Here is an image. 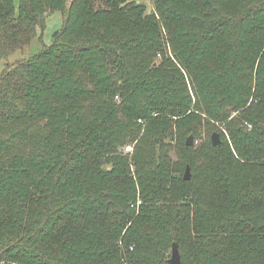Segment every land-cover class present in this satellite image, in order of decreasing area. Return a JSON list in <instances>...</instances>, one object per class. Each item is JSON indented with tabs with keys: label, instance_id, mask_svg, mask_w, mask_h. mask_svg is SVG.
<instances>
[{
	"label": "trees",
	"instance_id": "16d2710c",
	"mask_svg": "<svg viewBox=\"0 0 264 264\" xmlns=\"http://www.w3.org/2000/svg\"><path fill=\"white\" fill-rule=\"evenodd\" d=\"M151 4L0 0V263L264 264V0Z\"/></svg>",
	"mask_w": 264,
	"mask_h": 264
},
{
	"label": "rangeland",
	"instance_id": "374dc122",
	"mask_svg": "<svg viewBox=\"0 0 264 264\" xmlns=\"http://www.w3.org/2000/svg\"><path fill=\"white\" fill-rule=\"evenodd\" d=\"M15 1L17 2V0H15ZM130 1H136V2H140V3L144 4L145 8H146V12L152 11L151 0H130ZM61 23H62V16L60 14L50 15L47 19V22H46V29L41 34L42 36H40V37L37 36L36 38H34L30 42V44L28 46L24 47L22 50L14 52L10 56H8L6 59H0V75L4 71H6L7 68L12 67L14 64H16L18 62L26 60L30 56H32L33 54L39 52L43 46H49L52 43L53 34L55 32H59L58 29L60 28ZM38 35H39V31H38ZM157 59H159V56ZM234 115L235 114H232V116H234ZM138 122H141V121L138 120ZM141 123L143 124V127H142L141 134H140L139 138H141V136L144 133V122H141ZM216 127H220L221 129L224 128L222 125H216ZM247 127H248V130H251V126H247ZM201 131H202L201 134L194 136L193 149H195V150L198 149L204 141L209 139V136L206 139V133H205L204 129H202ZM173 134L174 135L171 138H168V139L163 141V145L164 146L165 145L170 146L169 156L173 161H177L175 148L181 143L180 140L182 142H185V139L189 135L182 136V138L180 139V137H178V135H176L175 130L173 131ZM224 134H225L226 138L229 139L226 131H224ZM139 138L137 140H135L133 142H129L126 145H124L123 147L119 148L118 154L125 157L126 159H128L129 162H131L133 154L135 153L134 149L137 145V141L139 140ZM126 147L127 148L129 147L130 149L127 150ZM197 158L203 160V157H201L200 154L197 155ZM104 168L109 169V166H105ZM131 169L133 170L132 166H131ZM0 264H9V262L0 263Z\"/></svg>",
	"mask_w": 264,
	"mask_h": 264
},
{
	"label": "water",
	"instance_id": "95a60500",
	"mask_svg": "<svg viewBox=\"0 0 264 264\" xmlns=\"http://www.w3.org/2000/svg\"><path fill=\"white\" fill-rule=\"evenodd\" d=\"M56 34H57V32H55L53 34V36H55ZM158 142H159V140L156 139L155 143H158ZM211 143L214 146H218L221 143V140H220L218 133H213L211 135ZM193 144H194V138L192 135H190L186 138L185 145L187 147H191V146H193ZM189 179H190V168H189V166H187L185 169V173H184V180L188 181ZM168 264H182L178 245L176 243L172 244L171 255H170V258L168 259Z\"/></svg>",
	"mask_w": 264,
	"mask_h": 264
},
{
	"label": "built area",
	"instance_id": "2783aa9c",
	"mask_svg": "<svg viewBox=\"0 0 264 264\" xmlns=\"http://www.w3.org/2000/svg\"><path fill=\"white\" fill-rule=\"evenodd\" d=\"M158 56H159V55H158ZM126 148H127V147H126ZM129 149H130V148L128 147L127 150H129ZM139 204H140V201L137 202V205H139Z\"/></svg>",
	"mask_w": 264,
	"mask_h": 264
}]
</instances>
